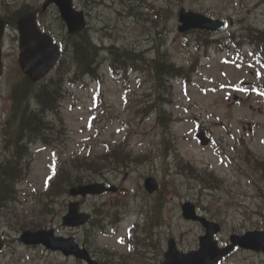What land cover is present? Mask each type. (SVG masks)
<instances>
[{"label": "rangeland", "instance_id": "rangeland-1", "mask_svg": "<svg viewBox=\"0 0 264 264\" xmlns=\"http://www.w3.org/2000/svg\"><path fill=\"white\" fill-rule=\"evenodd\" d=\"M173 1L175 2L170 4L172 11L176 12L181 5L186 9L191 6L194 11L225 21L226 29L216 33V39L228 42L232 36L238 38L242 29L239 23L252 25L256 30L264 32V0ZM42 2L43 0H0V15L5 13L11 19L12 11L25 6L39 8ZM103 2L106 5H98L94 1L87 5L85 0H76L74 6L87 14L91 33L105 48L114 45L119 49L126 47L141 51L156 43L153 41V28L142 29L134 21L123 17L124 7L119 0L115 3L111 0ZM154 6H158V3H154ZM38 21L58 42L66 44V29L54 6L40 14ZM176 26V18L164 24L162 18L157 30L161 32L159 36L164 41V47L168 48L176 62L189 65L199 58V73L192 76L193 84L183 87L180 79H174L170 91L163 92V87L160 86L153 89L151 80L146 76L139 79L138 75L128 69L131 67L126 68L127 71L111 72L110 64L105 63L98 71L102 81L101 90L98 84L91 82L90 77L86 79V85L77 83L74 88L68 86L73 97L63 103L61 110L65 141L57 142L55 148H31L26 161L28 170L25 181L17 187L18 200L12 210H2L3 214H0V236L5 239L0 264H79L71 258L47 252L42 247L27 248L18 243L17 237L23 229L17 223L15 213L19 214L22 222L39 221L44 224L43 228H53L58 236H75L80 239L83 236L82 230L73 233L60 226V218L65 214L70 200L68 196H57L53 200L44 201L47 205L42 208L41 202L35 198V192L42 197L44 182L51 172L53 159L62 161L75 156L100 155L106 151V146L122 144L124 140L128 149L137 156L147 154V159L130 165L129 157L126 166H111L117 170L115 173L114 170L104 168L98 173L83 171L84 176L99 182L109 178L110 185L116 186L120 193L127 190V214L135 213L139 205L148 207L151 203L148 198L134 199L129 196L131 192L139 190L142 176L157 178L160 184L163 182V237L172 233L177 239L179 250L194 247L201 233L200 229L181 218L179 205L186 200L197 203L201 213L213 217L212 220L222 225L219 237L222 241H226L230 234H240L245 229L262 225L264 184L250 185L245 175L237 170L238 167L246 170V167L239 163L232 164L228 154L240 159L236 149L239 152L242 149L240 138H243L253 153L264 159V98L253 90L264 78V70L259 65H252L253 59L246 48H243L239 56L240 59L244 58L242 62L235 60L233 55H222L213 48L208 49V58H205L203 49L197 56L192 45L196 41V34L179 35ZM12 29L13 32L11 30L0 43L4 67L0 80V124L9 112L10 102L7 97L10 88L21 77L15 55L17 35ZM189 44L191 46L187 49ZM105 54L109 56L107 49ZM164 70L168 72L171 68L165 67ZM245 83H249V86L244 85ZM157 96L171 99L172 103L165 109V116L171 113L173 118L168 129L163 126V109L157 107L161 104ZM154 99L155 109L145 116L144 111L139 109L153 104ZM158 111L163 124L157 120ZM196 127L210 132L208 146L203 147L196 140ZM179 158L197 169L212 171L216 176L226 178L225 185L207 187L200 183L192 175L179 170L176 162ZM117 189L112 194H116ZM112 194L88 198L82 203L81 209L90 212L98 208L105 221L108 216L117 212V200L123 204V198L117 197L119 194ZM128 225L129 221L118 227L116 233L99 236L94 249L124 251L118 238L123 236V230ZM244 255L245 253L238 252L235 257L232 256V260L237 264H257L259 256H256L257 259L250 256L244 259Z\"/></svg>", "mask_w": 264, "mask_h": 264}, {"label": "trees", "instance_id": "trees-1", "mask_svg": "<svg viewBox=\"0 0 264 264\" xmlns=\"http://www.w3.org/2000/svg\"><path fill=\"white\" fill-rule=\"evenodd\" d=\"M26 8L22 7L11 13V20L13 21L19 12H23ZM68 41L71 42V56L75 61L77 68L82 70L91 69V65L96 60V50L90 42V36L84 32L78 33L76 36H69ZM163 62L155 64V71L159 75H163ZM167 67H172L171 65ZM64 63L61 62L55 70L54 74L46 80L33 93L34 101L37 105L36 109H32L28 103L29 97L27 94L31 93V84L28 80L23 78L15 85L10 93L9 100L10 117L6 121V128L4 132V148L12 145L11 153L0 162V209L12 210L13 203L17 199L16 185L22 181L24 175V160L28 156L23 141H30L31 138L39 140L45 145L57 141L63 134V129L59 131V137L43 122V114L45 109L56 110L57 102L61 95L62 71ZM172 70V68H171ZM152 72V71H151ZM153 73V72H152ZM153 84L163 86V80L154 74L152 79ZM154 87V86H153ZM163 102V97H157ZM122 156V157H121ZM128 153L124 151L123 145L111 147L105 155L90 158L74 159L62 163L55 168L56 173L53 178L48 180L43 196L46 198L53 197L66 190L67 187L82 184L83 177L80 176L81 166L93 173H98L102 169L101 160L110 167L113 164H120L126 166L128 162ZM261 179L264 181V164H260ZM17 217V215H15ZM33 228L37 225L28 223ZM26 227V224H22Z\"/></svg>", "mask_w": 264, "mask_h": 264}, {"label": "water", "instance_id": "water-1", "mask_svg": "<svg viewBox=\"0 0 264 264\" xmlns=\"http://www.w3.org/2000/svg\"><path fill=\"white\" fill-rule=\"evenodd\" d=\"M50 3H54L60 10L62 19L65 21L68 33H76L84 28L85 23L83 14L72 9L71 0H46L42 6L44 10ZM19 34V66L22 72L31 80L37 81L42 78L56 62L59 52L56 45L45 34H42L36 24L34 13L22 15L16 22ZM208 21L202 17H197L190 20L189 14H186V20L183 22V28H197L207 27ZM3 23L0 22V35L2 33ZM1 72V66H0ZM199 140L206 144L203 134L198 136ZM146 184L151 185L146 180ZM105 188L99 184H90L87 186L72 188L69 194L72 196L81 195H97L102 193ZM183 215L186 219L199 220L207 228V235L201 239L199 252L189 253L187 255H180L182 260L178 264H216V262L224 255H226L235 245L240 247L251 248L255 250H262L264 252V231L260 233H249L242 237H231V245L225 249H215L213 244H210V226H217L205 222L203 219L195 217L194 207L191 204L183 206ZM88 215L78 214L77 204H70L66 216L63 218V225L78 226L84 224ZM210 228V229H209ZM217 230V229H216ZM20 242L26 245H43L50 251H60L63 255H72L77 259L87 262V264H98L89 259L88 253L84 249H79L76 241L72 238L54 237L53 231L39 230L36 232H24ZM2 244L0 242V249ZM172 251L166 255V259L170 260ZM177 254V253H176ZM176 256H179L177 254ZM207 261H204V259Z\"/></svg>", "mask_w": 264, "mask_h": 264}, {"label": "flooded vegetation", "instance_id": "flooded-vegetation-1", "mask_svg": "<svg viewBox=\"0 0 264 264\" xmlns=\"http://www.w3.org/2000/svg\"><path fill=\"white\" fill-rule=\"evenodd\" d=\"M205 217H206L207 219H211V218H209V216H208L207 214H205ZM246 253H250V254H252V252H248V251H246ZM230 264H231V263H230ZM232 264H237V262L234 261V262H232Z\"/></svg>", "mask_w": 264, "mask_h": 264}, {"label": "bare ground", "instance_id": "bare-ground-1", "mask_svg": "<svg viewBox=\"0 0 264 264\" xmlns=\"http://www.w3.org/2000/svg\"><path fill=\"white\" fill-rule=\"evenodd\" d=\"M122 157V156H121Z\"/></svg>", "mask_w": 264, "mask_h": 264}]
</instances>
